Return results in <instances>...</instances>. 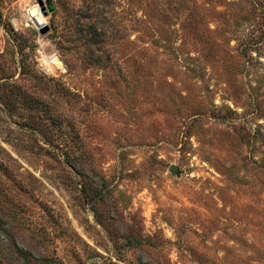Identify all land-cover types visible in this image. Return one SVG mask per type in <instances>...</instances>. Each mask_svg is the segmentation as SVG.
<instances>
[{"label":"rangeland","instance_id":"rangeland-1","mask_svg":"<svg viewBox=\"0 0 264 264\" xmlns=\"http://www.w3.org/2000/svg\"><path fill=\"white\" fill-rule=\"evenodd\" d=\"M42 2L0 0V264H264V0Z\"/></svg>","mask_w":264,"mask_h":264},{"label":"bare ground","instance_id":"bare-ground-1","mask_svg":"<svg viewBox=\"0 0 264 264\" xmlns=\"http://www.w3.org/2000/svg\"><path fill=\"white\" fill-rule=\"evenodd\" d=\"M26 19L32 22L37 28L41 27L42 25L46 24V19L42 15L40 9L37 6H28L25 13ZM47 64H57V60L55 56H47Z\"/></svg>","mask_w":264,"mask_h":264},{"label":"water","instance_id":"water-1","mask_svg":"<svg viewBox=\"0 0 264 264\" xmlns=\"http://www.w3.org/2000/svg\"><path fill=\"white\" fill-rule=\"evenodd\" d=\"M38 3L40 5V11L42 13L43 16L47 15V10H46V6L44 5V3L42 2V0H38ZM46 4L49 7L50 6V0H46ZM48 30L46 24L42 25L41 27H39V31L43 34L46 33ZM169 171L171 174H176L177 173V168L175 166H170Z\"/></svg>","mask_w":264,"mask_h":264}]
</instances>
